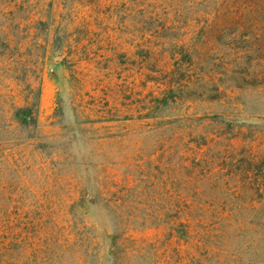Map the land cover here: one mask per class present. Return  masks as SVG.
<instances>
[{
	"label": "rangeland",
	"instance_id": "rangeland-1",
	"mask_svg": "<svg viewBox=\"0 0 264 264\" xmlns=\"http://www.w3.org/2000/svg\"><path fill=\"white\" fill-rule=\"evenodd\" d=\"M0 264H264V0H0Z\"/></svg>",
	"mask_w": 264,
	"mask_h": 264
},
{
	"label": "trees",
	"instance_id": "trees-1",
	"mask_svg": "<svg viewBox=\"0 0 264 264\" xmlns=\"http://www.w3.org/2000/svg\"><path fill=\"white\" fill-rule=\"evenodd\" d=\"M37 103L18 108L14 111L13 118L24 128L36 127ZM32 136H29L31 138Z\"/></svg>",
	"mask_w": 264,
	"mask_h": 264
}]
</instances>
